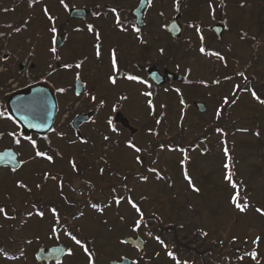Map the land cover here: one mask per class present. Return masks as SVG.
Segmentation results:
<instances>
[{
    "label": "rangeland",
    "instance_id": "374dc122",
    "mask_svg": "<svg viewBox=\"0 0 264 264\" xmlns=\"http://www.w3.org/2000/svg\"><path fill=\"white\" fill-rule=\"evenodd\" d=\"M73 1L79 3L80 0ZM187 1L189 2L186 7L189 11V19L195 15V18H199L197 21L202 23L204 20H211L210 9L212 3H208L213 2L215 5L218 4V1L220 2V0ZM259 1L262 3H257V6H259L258 9L261 8V12H259L260 9L255 12V8L253 9L249 4L240 6V0H227V3H229V22L227 21L228 30L226 34L229 41L234 45L232 49L237 57L240 58L237 66L242 68L248 67L249 61L252 60L254 62V58H249L252 47L250 48L241 42L238 36L240 35L242 40L253 41V33L260 34L261 32L264 34V0ZM165 6L166 8H162V10L165 18H167L166 22L173 15L175 4L166 2ZM50 7L51 10L53 9L54 14L58 16L60 14L61 18H65L66 12L60 9L61 7L58 6L56 1L51 3ZM157 8L156 6L147 13L148 20L156 21L154 26H150V31L152 30V32L157 30L156 25L159 26L162 23L161 19L156 16L159 14L164 20ZM185 21L189 22L190 20ZM242 24L246 31H250L249 34L244 33L245 31L241 29L240 26ZM32 26L33 30L36 28L32 44H24L22 46L24 50L22 55L26 53L36 55L37 58L35 56L34 60H37L41 58L40 54L43 53L40 52V49L48 32L55 26L54 24H48V17L44 12H40L39 17L32 22ZM196 27L191 26L181 40L172 41L165 33L161 41L165 45L167 55L172 57L171 60H167V68L174 70L180 67L182 73L186 71L187 66H190L191 70L193 69L188 76L190 78L187 84L176 83L173 86L167 85L165 88H158L159 90L154 91V94L151 92L149 97L142 95L138 90L140 89L138 88L139 86L135 85L134 82L133 84L120 83L119 87L113 88L112 93L109 88V77L108 75L105 76V74H109L110 59L107 57L101 65L96 64L97 61L94 58L96 56L92 54V51L89 52L91 59H86L84 48L90 44L88 40L92 38L87 35L84 36L80 32L78 34L70 33L69 49H64L60 54L61 56H55V58H59V62L62 64H65L66 60L69 63L80 61L81 68L79 67L78 69L76 67L75 70L81 71L85 69L86 71L84 72L86 74L83 77L88 83L91 84L92 81L99 83L96 91L98 93L96 102L101 105L104 103V106H101L102 109L99 116L108 117L110 106L113 102L121 104L131 124L138 128L133 135L134 142L137 141L148 151L156 148L155 144L159 139L163 140L179 136L185 143H188L197 134L204 132L210 124L219 125L224 121L225 126L223 127H225L226 135L212 134L209 137L211 140L204 144L205 155H201V150L196 149V152L192 154L193 158L191 156L188 158L182 152H170L165 147L160 150L162 160H160V163L154 164L156 171L147 172L146 174L148 175H144L147 179L141 180L131 178V174L139 170L138 162L134 158V152H131L130 148H126V146L122 149L117 147L119 146V140H124L128 135L126 133L121 132L118 134V130L117 134L113 135V140L111 139L112 141L108 143L104 137H110L111 134L109 129L106 128L105 131L100 132L98 135H93V141L90 143L92 148L90 150L80 149V152L74 147H71L68 152L66 138L58 133L60 130L62 133L65 131L63 127L59 128L58 132L55 131L50 139L55 137L57 139L54 144L65 146L66 158L72 154L79 160H91L97 165H104L100 158L105 156L108 161L113 160L114 168L122 172V175L118 176L113 174V199L115 201L112 204L113 218L108 215L110 217L109 223L101 225L100 222L92 221L90 226H92L91 229L93 230L86 228L88 235L97 232L94 247L99 249L102 247L108 250L111 237L109 224L112 219L113 226L116 225L117 230V233H113V243L117 236L129 234L126 230H128L129 226H134L136 219L141 220V216H138L137 211L134 212L132 206L130 208L127 204V196L131 195L140 200L144 210L151 217L156 214L163 221L162 225L165 229L168 226L177 227L176 223L179 222V225L182 226L180 228L181 233L185 237L184 242H195V247L213 246L214 252L210 254L211 258H208L207 261L209 264H213L212 260L221 256L225 247L231 248L232 245L235 247V245L239 246L240 244L242 246L243 244H249L250 247H253L252 253L255 252L256 257L253 259L251 253L249 256H243L238 261L235 260L236 264H264V102L252 97L250 93L249 95L242 94V98L224 113L223 118L220 117L222 113L221 104L232 96L233 91L243 82L244 77L240 74V77H237V75L235 77L232 73L233 66L231 64L236 65V60H231L230 65L232 67L226 71L221 59L207 58L204 54H201L200 50L191 46L194 42L190 40V37L196 31ZM260 36L263 38V35L260 34ZM71 48H74V50L71 51ZM152 50L150 55L153 58L155 54H152ZM257 53V64L252 74L256 75L257 83L255 85L264 86V47L260 45ZM86 65L89 66L88 70ZM72 67L73 65L70 70H73ZM212 69H218V73ZM70 70H57L58 73L54 79L56 82L55 86H65L72 82L73 76ZM35 73L38 76L40 75L39 71H35ZM221 74L223 75L222 80L214 85V82L221 77ZM247 85L249 84L247 83ZM125 91L130 94L128 98L123 96ZM87 96L90 99L89 92ZM195 100L206 103L207 110L204 113L200 114L193 108ZM151 101L155 105H151ZM157 118H160L159 120L161 121L159 122ZM225 136L227 137L226 141L223 139ZM35 141L37 145L43 144V141L42 143L40 140ZM30 145L32 144L28 140H23L20 143L23 160L27 165L21 171V174L23 175V180L32 183V178H30L33 175L31 168L36 163L35 160L48 161V159L46 156L34 157ZM227 148L229 153L223 152V149ZM45 154L52 156V160L63 161L66 159L58 157L57 154L51 152ZM30 161L34 163L28 165ZM225 165H229V168H226ZM37 167L39 170L47 168L44 164H37ZM26 172H30V176ZM229 172L232 173L233 181L236 184L242 182L245 186L244 188H246L245 194L247 195L248 207L244 212H241L233 203L232 198L236 195L237 188H233L232 184L225 179ZM113 173L116 174L117 172L113 170ZM185 173L191 177L192 184L199 191L193 190ZM108 183L110 181H102L101 187L106 190ZM119 183L122 184L118 185ZM118 198H122L119 204L116 203ZM257 209L261 211H257ZM12 222V219L4 218L0 213V224L6 228L5 231L0 230V240L5 239L11 250L16 249L15 238L17 234L7 232ZM87 222L89 223V221ZM87 222L83 223L87 224ZM44 228L42 227L43 233H46ZM129 231L131 230L129 229ZM145 231L143 229L142 232L146 233ZM26 233L25 235L30 239L32 238L31 235H34L31 230H27ZM149 240L146 247V256L150 259L149 264H177L179 262L170 258L169 255L163 254L165 253L164 248L158 244L163 249L160 253V247L155 245L157 242L151 238ZM22 245L24 248L26 247L23 250L27 254H31L32 249L35 248L28 242ZM157 249L159 253L155 254ZM119 253H121L120 249H118ZM137 254L135 252L133 255L137 256ZM176 257L178 260L187 261L184 257L180 258L178 255ZM197 259L198 257L193 253L190 261L194 262ZM19 263V261L2 257L0 253V264ZM179 264L184 263L179 262Z\"/></svg>",
    "mask_w": 264,
    "mask_h": 264
},
{
    "label": "flooded vegetation",
    "instance_id": "af4514ba",
    "mask_svg": "<svg viewBox=\"0 0 264 264\" xmlns=\"http://www.w3.org/2000/svg\"><path fill=\"white\" fill-rule=\"evenodd\" d=\"M54 1L58 3V6L61 7L60 9L66 12L65 18H61L60 14L58 16L53 13V9L51 10L50 4ZM71 1L73 2L72 5H70ZM141 1L80 0L77 3L73 0H32L30 3L29 0H0V66L2 69L0 72V112L4 113L3 116H0V151L14 146L22 154L20 143L23 140H27L25 137L28 136L19 133L21 125L15 118H9L10 113L6 107L7 99L13 92L38 82L49 85L55 92L58 110L55 124H53L55 126L54 131L58 132L59 128H65L63 133L61 130L58 133L66 138L68 152L71 147H74L78 152H80V149L90 150L92 148L90 143L93 141V135H98L100 132L105 131L106 128L109 129L112 140L113 135H116L118 130V134L123 132L132 135L131 130L124 127L121 123L115 122L116 113L119 110L124 112L121 104L113 102L110 106L109 116L106 118L99 116L102 109L101 106H104V103L101 105L96 102L98 98L96 91L99 83L92 81L89 84L83 77L86 74L84 72L86 70H75L77 64H80L81 68L80 61L69 63L66 60L65 64H62L59 62V58H55V56H61L60 54L64 49H69L70 33L78 34L80 32V34L92 38L88 40L90 44L84 48L86 59H91L90 51L96 56L98 61L96 64L101 65L107 57L110 59L109 74H105V76L108 75L109 77V88L112 93L113 88L119 87L120 83L133 84L134 82L135 85L139 86L138 88L140 89L138 90L142 95L149 96L151 94L150 89L154 90L155 86L149 79L148 68L156 66L164 73L167 60L172 59L170 55H167L165 45L161 41L163 40L162 36L166 32L164 26L175 17L180 10L182 1L145 0L146 5L144 6L140 23L135 18L133 10ZM245 1L248 0H241L242 6H246ZM250 1L255 11L257 3H262L259 0ZM166 2L174 3L175 11L171 18L165 22L167 18H165L162 8H166ZM156 6L158 7L157 11L162 14L164 20L158 14L156 17L161 19L162 23L159 26L156 25L157 30L152 32V30L150 31V26H154L156 21L148 20L147 13ZM70 7L87 8L89 12L84 17L71 20L68 11ZM45 9H47V12H45ZM259 9V12H261V8ZM40 12L46 14L48 24H54L57 31L56 33L48 32L40 49V52H43L40 54L41 58L34 60L36 55L29 53H23L24 55H22L24 51L22 46L24 44H32L36 31V28L33 30L32 22L39 17ZM30 15L31 18H29ZM182 15L180 20H182L184 28L181 35L183 38L191 27V24L185 20L193 19H189L187 10ZM210 15L211 20L215 21L203 22L205 24L202 25L200 30H198L199 27H196V31L192 32L193 35H191L190 40L194 42L191 44L194 49L207 48L203 52L204 56L214 58L213 53H210L211 47L219 46L218 44L220 42L223 43L225 38L219 39L211 27L214 23L224 22L228 19V3H219L218 7L212 6ZM49 17L52 19H49ZM90 25L91 30L89 29ZM197 31L203 32L199 33ZM168 35L171 37L170 34ZM201 35H203V39H201ZM59 36L61 37L60 46L57 47L55 42H57ZM171 39L172 41L175 40L173 36ZM52 48H55L56 51L52 52ZM98 49L99 55H97ZM73 50L74 48H71V51ZM151 50L152 54H155L153 58L150 55ZM223 50L224 52L227 51L225 48ZM113 51H115V65L113 64ZM65 65H73V70H70L71 67L66 68ZM59 69L70 70L73 76L70 84L55 86L56 82L54 79ZM88 69L89 66H87ZM35 71H39L40 75L38 76ZM129 76H135L139 79L131 80L128 78ZM110 77L116 78L115 84L111 82ZM78 79L84 82V87L77 94L75 93V82ZM61 88L65 89V91H59ZM154 91L152 92L153 94ZM88 92L90 99L87 96ZM129 95L127 91L123 94L124 98H128ZM153 105L155 104L153 103ZM79 107L82 108L79 109ZM64 112L68 115L61 119ZM83 113L90 115V117L75 124L76 117ZM109 120L112 121L111 125L108 123ZM113 128H115V131L112 130ZM11 133H16L20 140L19 144L16 143L17 137L10 135ZM30 136L34 140H40L41 143L43 141V144H36L35 147L30 145L34 157H36V151H40L43 153H55L58 157L66 158L65 146L54 144L57 138L54 137L52 139L53 144H48V135L40 137L33 134ZM128 140L127 136L124 140H119V146L117 147L122 149ZM145 156L142 155V160L138 162V172L132 174L144 175L148 172L149 160H144ZM32 161L28 165L33 164L34 162ZM35 161L36 163L31 168L33 173L30 177L32 178V183L23 180L21 171L27 166L23 160L20 166L16 168L10 165H2L0 167V207L4 208L7 216L2 212L0 213L4 218L13 220L7 232L17 233L16 240L14 239L16 241V249H9L8 243L4 239L0 240V244H2L4 249L7 248L6 252L9 256L21 264H90L88 252H91L92 264H113V261H119L121 258L131 259L129 264L150 263V259L146 255L139 256V250L124 241L127 235L137 234L134 233V229L131 230L130 226L126 230L129 234L117 236L113 243V233H117V230L116 225L113 226L112 219L109 224L111 237L108 250L102 247L100 249L94 247L97 232L90 235L86 232L87 229L92 228L90 222L97 221L104 225L110 222L108 215L113 218V174L122 175V172L114 168L113 160L109 164L97 165L91 160H79L76 156L70 154L63 161ZM73 162L75 167H73ZM37 164H44L47 168L39 170ZM101 169L104 171L101 172ZM113 170L117 173H113ZM46 174H48L47 177ZM102 181H110L106 190L101 187ZM21 183L26 185V187H20ZM121 184L119 183L118 185ZM93 204L96 205L95 208L92 207ZM53 208L56 209V213L51 211ZM40 212H43L44 215L40 216ZM83 222H87V224ZM145 226L148 228V218H145ZM42 227H45L46 233H43ZM5 229L4 225L0 224V230L5 231ZM53 229H55V232ZM27 230H31L34 233V235H31V239L25 235ZM72 236H75L81 243L77 244L72 239ZM26 242L30 243L31 246H35L31 254L24 252L26 247L24 248L22 244ZM59 243H63L67 247L66 252L61 257L57 259L39 258V251L42 247L49 249V247ZM85 248L88 249V252L85 251ZM69 249H71V255L68 254ZM118 249L121 250L119 254ZM135 252L138 253L137 256L133 255Z\"/></svg>",
    "mask_w": 264,
    "mask_h": 264
},
{
    "label": "water",
    "instance_id": "95a60500",
    "mask_svg": "<svg viewBox=\"0 0 264 264\" xmlns=\"http://www.w3.org/2000/svg\"><path fill=\"white\" fill-rule=\"evenodd\" d=\"M146 5V1L142 0L141 4L133 11L134 15L136 16L137 20H142V13L144 6ZM71 16L79 17L84 16L86 10L83 9H71ZM180 15H178L169 25L166 26L167 30L170 31L175 36H180L182 32V24L179 20ZM221 33V30H219ZM149 74L154 80L155 84L160 85L164 83L167 78L169 80H183V77L176 76L174 73L166 72V76H162L158 70V68H149ZM84 84L78 80L75 89L76 93L82 91ZM54 91L51 87L46 84H33L27 88H24L14 94L10 95L8 99V106L10 112L12 113L13 117H15L22 125L23 131L27 134L29 133H37V134H46L50 131L53 126L56 112H57V102L55 98ZM197 107L203 111L204 107L203 104L196 103ZM89 115H81L76 118V124L80 121H84L87 119ZM27 121V122H25ZM116 121L121 122L126 127L135 129L130 125L128 118L122 113L118 112L116 115ZM36 125V127H30L29 125ZM12 153L13 157H10L8 154ZM19 154L17 151L12 148L8 147L7 149L0 152V165L1 164H10L14 167L19 165ZM127 241L133 243L140 248L142 251L144 249V240L141 237H128ZM65 252V247L55 246L49 248L45 256L47 257H60ZM125 260L122 262H115L113 264H128Z\"/></svg>",
    "mask_w": 264,
    "mask_h": 264
},
{
    "label": "snow or ice",
    "instance_id": "6c2138e0",
    "mask_svg": "<svg viewBox=\"0 0 264 264\" xmlns=\"http://www.w3.org/2000/svg\"><path fill=\"white\" fill-rule=\"evenodd\" d=\"M113 11H115V9H113ZM45 12H47V9H45ZM49 19H52V18L49 17ZM117 22L119 23V21H117ZM89 29L91 30V25L89 26ZM51 31H52L53 33H56L57 29H56L55 27H53V28H51ZM137 31H139V29H137ZM201 39H203V35H201ZM51 51H52V52H55L56 49H55V48H52ZM200 51H201V52H204L205 49H204L203 47H201V48H200ZM99 54H100V53H99V49H98V50H97V55H99ZM216 55L219 56L220 54H219V53H216ZM113 64L115 65V51H113ZM65 67H66V68H67V67H71V65H65ZM76 67H80V64H77ZM241 75H243V73H241ZM77 78H79V77H77ZM128 78L131 79V80H137V79H139L138 77H135V76H129ZM110 79H111V82H112L113 84L116 83V78H115V77H110ZM215 83H219V81H215ZM59 91L63 92V91H65V89L61 88V89H59ZM252 95H253V96H256V93L253 92ZM93 99H94V97H93ZM122 99H123V98H122ZM257 99H259V97H257ZM150 103H151V102H150ZM3 115H4V113H3V112H0V116H3ZM9 118H13V117H11V116L9 115ZM25 122H27V121H25ZM108 123L111 125V124H112V121L109 120ZM29 126H30V127H36V125H31V124H30ZM112 130L115 131V128H113ZM245 131H246V130H245ZM10 135H12V136L15 137V136H16V133H11ZM257 135H259V133H257ZM25 139H27V140H28V141H29V142L35 147V145H36V141L33 140V139L31 138V136L25 137ZM104 139L107 140V139H109V137L105 136ZM16 143L19 144V143H20V140H19V139H16ZM128 144H129L130 147L134 148L137 152L141 151V149L138 148V147H136V145L133 144L131 141H129ZM225 152H227V149H225ZM8 155H9L10 157H13V158H14V156H13L12 153H9ZM36 156H38V157H44V156H46V154L43 153V152H40V151H36ZM46 158H47L49 161H51V160L53 159L52 156H46ZM138 159H139V158H138ZM73 167H75V163H74V162H73ZM225 167H226V168H229V165H225ZM13 171H15V169H13ZM100 171L103 172L104 170L101 169ZM152 171H156V170L153 169ZM47 175H48V174H46V177H47ZM185 176H186V178L188 179L189 184L193 187V190H195V191H199V189L195 188V185L192 184L191 177L187 176V173H185ZM53 178H54V177H53ZM158 178H159V177H158ZM143 179L146 180L147 177H144ZM225 179H226L229 183L232 184L233 188H236V187H237V184L233 181V176H232V173H231V172H229V173L225 176ZM19 186H20V187H26V185H24V184H22V183H21ZM120 199H122V198H118V199L116 200V203H117V204L120 203ZM232 200H233V203L235 204V206H236L241 212H244V211L246 210V208L248 207V205H247L246 202H245L244 204H241V203L239 202V193H238V192L236 193L235 196H233ZM129 202L132 204V207L136 209L137 213H139L140 216H141V220H137V221L135 222L134 226H133L135 229H139V227H140V225H141V223H142L143 213L141 212L140 208L136 205V203H134V202L131 200V198H129ZM92 207L95 208L96 205L93 204ZM51 211H52L53 213H56V209H55V208L51 209ZM257 211H261V210H260V209H257ZM0 212L4 213L5 216H7V213L5 212L4 208L0 207ZM39 215H40V216H43L44 213H43V212H40ZM53 231L55 232V229H53ZM69 235H71V233H69ZM205 235H206V233H205ZM72 239H73L77 244H80V243H81V241L78 240L75 236H72ZM156 239L159 240V237H156ZM257 240H259V238H257ZM85 251L88 252V249L85 248ZM68 254H69V255L72 254L71 249L68 250ZM88 255H89V258H90V264H92V260H91L92 253H91V252H88ZM168 255H169V256H173V253H172V252H169ZM251 255H252L253 259H255V257H256V253L253 252ZM177 264H179V262H177ZM185 264H186V262H185Z\"/></svg>",
    "mask_w": 264,
    "mask_h": 264
},
{
    "label": "trees",
    "instance_id": "16d2710c",
    "mask_svg": "<svg viewBox=\"0 0 264 264\" xmlns=\"http://www.w3.org/2000/svg\"><path fill=\"white\" fill-rule=\"evenodd\" d=\"M256 91H257V95L259 94V97L260 98H264V93L262 92V91H264V88L262 90L257 89ZM214 133H216L215 130H213V129H210L209 130L208 129L206 131V133L204 134L203 138H202V139H204L203 141H205L206 139H208V137H211V135L214 134ZM153 222L154 221L152 219H150V225L152 227L151 228V234H155L157 232L160 237L165 238V236L167 235L166 233H172L173 234V238H172V241L173 242L172 243H174L176 247H179L180 248V250H179L178 253H182L184 256L193 254V251L191 250L190 245L189 244H184L182 242V239H181L182 236L180 235L179 231H177L178 230L177 227H175V226H168L165 229V227L162 225V223H160V222L153 223ZM252 249H253V247L251 248L248 245L245 246V247L242 246L240 248H235L232 245L231 248H229V251L230 252H229V255H228V258H229L228 261L231 262L230 261L231 260V256L230 255H233V256L240 255L241 256V255H244L246 253H251L252 252ZM241 251H244V252H241ZM206 252L207 251H205L203 253L198 252L197 253L198 254V257H203L204 258V255L206 254ZM208 255H210L209 252H208ZM203 261H205V260H203ZM196 262H198V261H196ZM204 264H206V263L204 262ZM230 264H232V262Z\"/></svg>",
    "mask_w": 264,
    "mask_h": 264
}]
</instances>
